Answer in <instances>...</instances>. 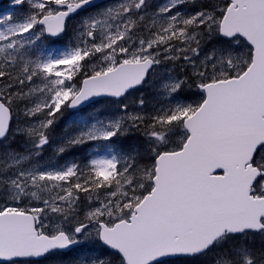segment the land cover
Segmentation results:
<instances>
[{
  "label": "snow or ice",
  "instance_id": "6c2138e0",
  "mask_svg": "<svg viewBox=\"0 0 264 264\" xmlns=\"http://www.w3.org/2000/svg\"><path fill=\"white\" fill-rule=\"evenodd\" d=\"M0 264H264V0H10Z\"/></svg>",
  "mask_w": 264,
  "mask_h": 264
},
{
  "label": "rangeland",
  "instance_id": "374dc122",
  "mask_svg": "<svg viewBox=\"0 0 264 264\" xmlns=\"http://www.w3.org/2000/svg\"><path fill=\"white\" fill-rule=\"evenodd\" d=\"M155 2H160V0H155ZM10 9V0H7L5 3H3L1 6H0V14L2 13H5L6 11H8ZM80 20V17H73V19L71 20V24L73 26H75L76 24H78ZM71 31V30H70ZM70 38V37H69ZM67 40L68 38H65L64 41H60L59 43L62 45L64 43H67ZM112 108L111 105H108L107 103H99L97 105H95L94 107H88L85 111H83L80 116L81 117H84V118H87L91 115H94V114H97V113H105L107 111H110ZM72 131H74V129H70ZM65 132V122L62 121L61 122V128L59 129V127L57 128L56 130V137H60L63 133ZM90 152V151H89ZM48 156H51V151H49V153L46 155V159ZM66 160H73L74 158L71 157V158H67L65 157ZM63 162V161H61Z\"/></svg>",
  "mask_w": 264,
  "mask_h": 264
},
{
  "label": "trees",
  "instance_id": "16d2710c",
  "mask_svg": "<svg viewBox=\"0 0 264 264\" xmlns=\"http://www.w3.org/2000/svg\"><path fill=\"white\" fill-rule=\"evenodd\" d=\"M61 124V123H60ZM59 126V125H58Z\"/></svg>",
  "mask_w": 264,
  "mask_h": 264
},
{
  "label": "water",
  "instance_id": "95a60500",
  "mask_svg": "<svg viewBox=\"0 0 264 264\" xmlns=\"http://www.w3.org/2000/svg\"><path fill=\"white\" fill-rule=\"evenodd\" d=\"M1 1V0H0Z\"/></svg>",
  "mask_w": 264,
  "mask_h": 264
}]
</instances>
